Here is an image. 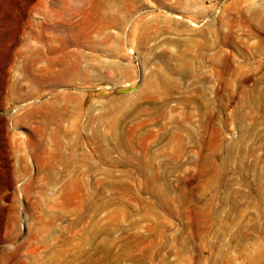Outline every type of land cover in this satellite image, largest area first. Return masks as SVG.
<instances>
[{"label": "rangeland", "instance_id": "374dc122", "mask_svg": "<svg viewBox=\"0 0 264 264\" xmlns=\"http://www.w3.org/2000/svg\"><path fill=\"white\" fill-rule=\"evenodd\" d=\"M0 264H264V0H0Z\"/></svg>", "mask_w": 264, "mask_h": 264}]
</instances>
